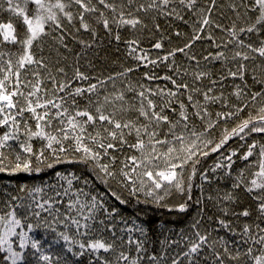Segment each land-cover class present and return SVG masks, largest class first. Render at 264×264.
Returning a JSON list of instances; mask_svg holds the SVG:
<instances>
[{"label": "snow or ice", "instance_id": "snow-or-ice-1", "mask_svg": "<svg viewBox=\"0 0 264 264\" xmlns=\"http://www.w3.org/2000/svg\"><path fill=\"white\" fill-rule=\"evenodd\" d=\"M0 264H264V0H0Z\"/></svg>", "mask_w": 264, "mask_h": 264}, {"label": "trees", "instance_id": "trees-1", "mask_svg": "<svg viewBox=\"0 0 264 264\" xmlns=\"http://www.w3.org/2000/svg\"><path fill=\"white\" fill-rule=\"evenodd\" d=\"M148 217L150 218L153 226L155 227L156 223L160 220H164L166 223L170 225L173 222V217L167 213H161L154 210H148Z\"/></svg>", "mask_w": 264, "mask_h": 264}]
</instances>
